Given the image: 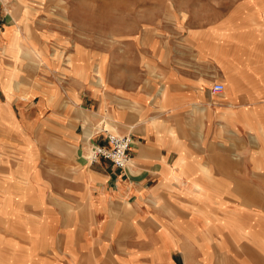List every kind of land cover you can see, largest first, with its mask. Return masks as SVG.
Listing matches in <instances>:
<instances>
[{
	"label": "crops",
	"instance_id": "crops-1",
	"mask_svg": "<svg viewBox=\"0 0 264 264\" xmlns=\"http://www.w3.org/2000/svg\"><path fill=\"white\" fill-rule=\"evenodd\" d=\"M228 44L188 47L193 59L164 65L161 83L132 88L45 63V131L80 168L45 195L67 196V209L45 200L29 264H264V53L240 31ZM108 132L132 136L126 168L83 161L85 141Z\"/></svg>",
	"mask_w": 264,
	"mask_h": 264
},
{
	"label": "rangeland",
	"instance_id": "rangeland-1",
	"mask_svg": "<svg viewBox=\"0 0 264 264\" xmlns=\"http://www.w3.org/2000/svg\"><path fill=\"white\" fill-rule=\"evenodd\" d=\"M235 30L262 57L264 0H0V264L30 263V241L48 232L45 200L67 209V196L45 195L65 191L80 168L72 146L45 131L46 96L36 85L53 81L46 62L70 64L103 89L156 84L164 65L193 59L188 47L226 52ZM98 139L85 141V163Z\"/></svg>",
	"mask_w": 264,
	"mask_h": 264
},
{
	"label": "built area",
	"instance_id": "built-area-1",
	"mask_svg": "<svg viewBox=\"0 0 264 264\" xmlns=\"http://www.w3.org/2000/svg\"><path fill=\"white\" fill-rule=\"evenodd\" d=\"M224 89L223 83H216L213 91ZM132 136L130 134L108 133L102 141L93 143L88 148L87 159L96 162L107 159L117 168H126L132 158Z\"/></svg>",
	"mask_w": 264,
	"mask_h": 264
},
{
	"label": "bare ground",
	"instance_id": "bare-ground-1",
	"mask_svg": "<svg viewBox=\"0 0 264 264\" xmlns=\"http://www.w3.org/2000/svg\"><path fill=\"white\" fill-rule=\"evenodd\" d=\"M19 46V45H18ZM31 52H34L36 54V52H38L37 49H35V47H29ZM39 53V52H38ZM69 61H71V59H69ZM106 82V81H105Z\"/></svg>",
	"mask_w": 264,
	"mask_h": 264
}]
</instances>
